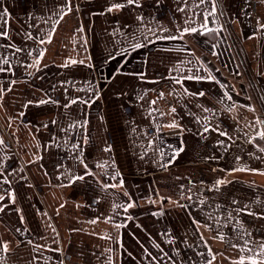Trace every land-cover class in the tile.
<instances>
[{
  "label": "crops",
  "instance_id": "0c3cea01",
  "mask_svg": "<svg viewBox=\"0 0 264 264\" xmlns=\"http://www.w3.org/2000/svg\"><path fill=\"white\" fill-rule=\"evenodd\" d=\"M65 2L0 0V11L7 8L9 13L7 23L0 21V27L11 38L0 39V44L45 50L37 72L19 66L31 63L36 52L29 57L26 52L14 55L13 49L0 48L14 71V75L0 73V88L6 90L0 101V138L4 141L0 167L5 173L0 181L11 182L0 183V195L5 196L0 203L8 205L0 212V243L9 246L7 253L0 251V264H207L212 258L209 248L216 254L213 264H233L247 255L231 247L243 244L235 230L236 219L257 241L264 240V219L237 217L235 212L231 222L226 217L228 209L245 204L264 214V175L259 174L264 172V153L247 143L256 129L264 130V125L247 127L257 117L264 120V30L257 23H264V3L218 0L217 16L209 17L208 26L223 25L219 35L185 34L182 39L164 40L157 36L180 37L184 28H200L203 15L211 10L210 0L204 4L200 0H141L142 8L111 13L106 8L122 0H71L72 11L60 19ZM137 15L145 17L144 23L137 21ZM49 31L51 43L44 45L25 35L43 36ZM136 43L144 46L133 49ZM70 59L85 63L61 67ZM209 71L215 80H184L183 87L168 78L207 77ZM12 80L17 82L11 84ZM184 88L205 95H183ZM161 92L164 97L150 105ZM49 97L58 104L36 106V101ZM72 99L94 102L63 107ZM28 101L33 103L25 108ZM172 107L182 134L167 127L157 131L172 121ZM153 108L158 111L149 116ZM204 108L211 111L204 112ZM85 121L84 127H69ZM206 123L219 125L235 143L216 132L201 137L198 133ZM85 135L88 143L82 156L94 175L71 182L72 177L85 174L84 166L72 159L75 150L71 149ZM218 140L232 146L224 151L216 146ZM255 143L264 147V141ZM108 146L111 151H104ZM181 146L184 150L175 161L167 170L162 168L160 164ZM242 166L258 171L232 172ZM221 178L231 183L219 192L207 190ZM120 181L123 187H101V183ZM161 197L187 208L167 199L161 204ZM233 199L239 203L233 205ZM200 200L206 203L201 205ZM130 201L136 206L127 212L114 207ZM217 204L224 207L214 211ZM154 212L163 214L154 216ZM209 212L214 217L211 221L206 216ZM192 217L212 223L213 230L200 227L197 231ZM217 227L223 241L213 238Z\"/></svg>",
  "mask_w": 264,
  "mask_h": 264
},
{
  "label": "snow or ice",
  "instance_id": "6c2138e0",
  "mask_svg": "<svg viewBox=\"0 0 264 264\" xmlns=\"http://www.w3.org/2000/svg\"><path fill=\"white\" fill-rule=\"evenodd\" d=\"M206 2H209V0H200L201 4H204ZM211 2V10L209 12H207L206 14L203 15V23L200 25V28H196V27H187L181 30V35L180 37H176V36H157V39H164V40H174V39H182L183 36L185 34L191 35V34H197V33H216L217 35H219L220 32L224 31V27L223 25H220L219 28H210L208 26L209 24V17H216L217 16V6H218V0H210ZM186 3V0H185ZM261 3H264V0H261ZM199 5H197L198 7ZM126 7H132V8H142L143 5L141 3V0H122V2L119 3H111L109 7L106 8V12L111 13L113 11H120ZM179 11H184L183 8L178 9ZM72 8H71V0H66L64 8L60 10L59 13V18L63 19L64 15H67L68 12H71ZM9 13L7 8L2 9V11H0V21H3L4 23H7V17H8ZM220 15H223V13H220ZM137 21L144 23L145 21V17L143 15H137L136 16ZM214 22V21H213ZM56 23H59V20L56 21ZM259 29L260 30H264V23H261L260 21H257ZM54 30V29H53ZM149 31H152V29H148ZM160 31H168V29H158ZM201 30H203V32H201ZM78 31H83V29H78ZM27 39L29 40H33V42L37 43L38 45H44L45 43H51V39H52V31H49L48 33H45L43 36L37 35V36H33L30 32L25 34ZM153 35H155V33H153ZM249 39H252L254 37L249 36ZM0 39H4V40H9L10 41V36L8 31L3 30L2 27H0ZM145 39H147V37H145ZM152 42V41H149ZM144 45L141 43H136L134 44L132 47L133 49H139L141 47H143ZM213 48L217 47V45H212ZM0 48H11L13 49V54L15 55L16 53H21V52H26V55L29 57H33V53L36 52V56L33 58L31 63H25V64H20L19 66L24 67L25 69H32L34 68L37 72L41 70L40 65H41V60L44 57V51L45 50H28L26 51V49L18 47L13 45L11 42L8 44H0ZM213 55H217V53L215 51H213L212 53ZM114 56H110L109 59H114ZM107 62V61H106ZM84 64L85 61L84 60H80L77 61L75 59H70L68 61H66L63 65H61V67L67 68L70 67L71 65H75V64ZM3 65H7L8 67L5 68L3 67ZM46 67V65H45ZM175 70H179L178 68ZM4 72H8V73H12L14 75V71L12 68L11 63L9 62L8 58L6 56L0 55V73H4ZM28 75H33V73L29 72ZM141 78H143L144 73H140L138 74ZM169 79H172L176 84H180L183 87V81L184 80H202V79H208V80H215L216 78L214 76L211 75V72L209 71V75L207 77H200V76H182V77H175V76H171L168 77ZM17 81L16 80H12L11 84H15ZM7 91H11V89H7ZM6 94V90L3 88H0V101H2L3 96ZM47 95V94H45ZM183 95H188V96H193V97H202L205 95V93L203 91L198 92V93H193V92H189L187 90V88H184L183 90ZM225 96H227V98L229 100L232 99V97L230 95H228L227 93H225ZM164 97V93L161 92L158 94L157 99L151 100L150 101V105H156L157 104V100L162 99ZM140 99H143V97H140ZM84 103V104H91L94 101H88V100H77V99H72L70 100V102L68 104L63 105V107L68 108L71 106V104H76V103ZM33 101H28L24 107L27 108L30 104H32ZM36 106H40V105H45V104H58V101L52 100L50 97L48 99H39L38 101L35 102ZM2 106V105H0ZM249 111L255 112V108H251L249 107L248 109ZM154 111H158V109H151L148 113L149 116H152V113ZM204 112H210L211 110L208 108H204L203 109ZM229 111H231V109H229ZM176 113V108L172 107L170 110V115H173V119L171 122L165 124V125H160L157 127V131H159L160 127H167L169 129H178L179 130V134H182L184 129L181 127V125L176 121L175 119V114ZM20 115L22 116L23 113H20ZM161 115H164V113H161ZM197 122H199V117L196 118ZM205 120H207V118H205ZM53 124L56 123L55 120L52 121ZM87 121H85L82 125H78L77 123H73L71 125H69L70 128H76L77 126L80 127H84L86 126ZM255 125H264V120L259 119V117L256 118V120L252 123H250L249 125H247V127H254ZM44 127H48V125H44ZM61 131H67V129H61ZM133 131H135V129H133ZM209 132H216L218 134V136L221 137H225L226 140L228 141H232V144L235 143V141L233 140L232 136L229 135V133L226 130H222L220 129L219 125L216 126H212L210 123H206L204 125H202V131H200L198 134L201 137H205L206 133ZM145 135H147V133H145ZM245 135H247V133H245ZM206 138V137H205ZM259 139L261 141H264V130L261 129H256L255 131V135H252L248 138L247 143L252 144L259 152L264 153V147H261L259 144H256V140ZM57 138L55 136H53L52 141L53 143H56ZM82 143H73L71 145V149H74L75 152L72 156V159L76 162H78L79 164L83 165L85 168V174L84 175H77L71 178V182H75L76 180H84L85 176L87 175H94V173L91 172V170L88 169L87 164L85 163L82 153L84 150V146L87 145L88 143V138L87 136H83L82 137ZM65 144H67V140L65 141ZM152 142H149V147L151 146ZM232 144H226L225 140H218L216 143L217 147H222L224 149V151H227ZM0 146H4V141L2 138H0ZM51 146V145H49ZM56 146L58 147L59 144L56 143ZM47 147V146H46ZM183 146H181L178 149H174L172 155H171V159H169L166 163H161L160 166L162 168H164L165 170H167V168L170 166V164H172L175 159L179 156L180 152H182ZM104 151H111V147H105ZM147 153L145 152L143 155H141V159L144 158V155H146ZM250 155H254V154H250ZM160 156L163 157L164 153L161 152ZM259 158V157H257ZM237 161L240 160V157H236ZM98 167H105V164H98ZM238 171H250V172H257L258 170L256 169H250L247 167H239V168H233L232 172H238ZM69 175H71L70 170H68ZM4 171L2 169V167H0V176H4ZM12 174V173H9ZM259 174L264 175V172H259ZM117 176H119V173H116ZM113 179H115V177H112ZM0 183H8L10 184L11 182L8 181L7 179H4L3 181H0ZM191 183V181H190ZM203 183V182H202ZM228 183H231V181H228L227 179L221 178V179H217L214 184H212L211 186L208 187V191H215V192H219L221 186L226 185ZM62 187L64 185H61ZM101 187L104 190H107L108 188H117V187H123V182L120 181L118 184H102L101 183ZM125 195H128L127 193H125ZM183 198V197H182ZM188 199H191V197H187ZM5 196L4 195H0V202L4 201ZM167 199L169 203H176L178 207L181 208H187L186 205L184 204H180L178 201H172L170 198H165V197H161L160 198V202L161 204H163L164 200ZM10 200L12 203H15V194L11 193L10 194ZM151 203H155V201L150 200ZM199 203L201 205H204L206 203L205 200H200ZM239 201L233 199L232 200V204L236 205L238 204ZM136 206V203L134 201H130L128 203H126L125 205H114V207H123L124 211L127 212L128 209H131L133 207ZM8 205L7 204H2L0 203V212H3L5 210V208H7ZM61 207H63V205H61ZM221 206L219 204L214 206V211H218L219 209H221ZM17 211H19L17 209ZM232 212H235L237 214V217L240 214H244L247 216H252L258 219H264V214H258L252 210H250V207L248 204H245L243 207H239V208H232V209H228L227 210V217L226 219L231 222V220L235 219V217L232 216ZM163 213H153L154 216L156 215H162ZM207 216V220L211 221L213 220V213L209 212L206 214ZM111 218H109L110 220ZM128 219H132V217H128ZM21 222H23V217L21 216ZM91 223H97V220H93L90 221ZM192 222L193 224L197 225V231H199L200 227L205 228L206 230L212 231L213 230V225L212 223H202L201 221H198L195 219V217H192ZM217 225H219V220L216 221ZM223 227H226L227 224L222 225ZM117 228L121 227V225H116ZM235 230H237V236L239 239H241L243 241L242 245H237V244H232L231 247L233 248H237L238 251L242 252V253H247V255H242L238 260L233 261V264H264V240H253L251 239L252 237V233L251 231H249L247 228L244 227V224L241 220L236 219V226H235ZM17 231L19 232L20 229H17ZM215 231L217 232V235L215 237H213L214 239H219L221 241L224 240V236L220 233L219 231V227H217L215 229ZM163 235V234H162ZM201 239H203V235L201 234ZM168 243H172V240L167 241ZM29 243H31V241H29ZM35 247H39V245H36ZM157 248H160L159 244L156 245ZM161 252H163V249H160ZM0 251L7 253L9 251V246L8 243L3 242L0 243ZM147 256L151 257V253H147ZM209 255H211V259L207 261V264H213V261L216 258V254L211 252V249L209 248ZM165 256H167V253H165ZM0 259H3L2 257H0ZM153 260H155L156 258L153 257ZM162 259V258H161ZM169 260H171V257H168ZM172 264H175V262L173 261Z\"/></svg>",
  "mask_w": 264,
  "mask_h": 264
}]
</instances>
